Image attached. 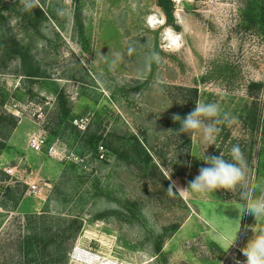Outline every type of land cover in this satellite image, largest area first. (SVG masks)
Returning a JSON list of instances; mask_svg holds the SVG:
<instances>
[{
	"label": "rangeland",
	"instance_id": "374dc122",
	"mask_svg": "<svg viewBox=\"0 0 264 264\" xmlns=\"http://www.w3.org/2000/svg\"><path fill=\"white\" fill-rule=\"evenodd\" d=\"M173 2L178 29L156 0H0V39L6 32L28 50L0 64V264H31L17 248L42 220L53 230L64 221L78 227L60 264H81L82 255L72 261L75 247L132 264H236L264 230V219L231 204L264 198V136L251 135L240 117L251 104L264 122V26L247 28L244 13L248 6L259 17L264 0ZM36 66L35 77L25 73ZM253 82L263 86L249 88ZM194 96L222 113L206 152L202 130L190 138L172 120ZM61 117L96 131L116 153L100 141L98 156L79 154L75 134L61 136ZM34 132L69 157L31 149ZM234 144L245 154L239 185L177 190L206 166L204 152L227 159ZM17 182L26 188L14 207L16 190L6 187ZM236 225L232 244L218 248V230Z\"/></svg>",
	"mask_w": 264,
	"mask_h": 264
},
{
	"label": "trees",
	"instance_id": "16d2710c",
	"mask_svg": "<svg viewBox=\"0 0 264 264\" xmlns=\"http://www.w3.org/2000/svg\"><path fill=\"white\" fill-rule=\"evenodd\" d=\"M157 5L161 8L167 23H170L175 28H179L174 23V2L173 0H156ZM1 10V9H0ZM34 14H36V17L41 14V11L39 7H36V11H33ZM246 13L245 17V25L248 27L255 26L256 24L260 23L262 26H264V13H261L259 17L254 15L249 7L247 6V9L244 11ZM0 16L3 17L2 13H0ZM8 34L5 32V35L1 37V57H0V64L4 65V63L8 60L14 57L16 54H19L20 51L25 52L28 55V50L24 46L18 47V44L16 40L12 37H8ZM6 36V37H5ZM10 41V42H9ZM12 43V44H11ZM11 44V45H10ZM17 46V47H15ZM33 68V67H32ZM38 67L36 66L33 69L28 68L25 73H27L30 77H35L37 74ZM263 86L262 83L253 82L250 84L249 88H257L260 89ZM55 92L58 91L57 89L54 90ZM196 92V89L194 90ZM58 93V92H57ZM195 96L191 100L186 109H184L181 112V117L183 118L187 113H189L193 107L194 103H196ZM244 113V112H243ZM240 115L241 118H243V125L245 128H247L251 135L260 132L262 136H264V122L261 121L260 115L256 113V109L252 107L251 104L247 105L245 109V113ZM64 117L60 118V121L58 125L63 126V132H62V138L68 142V136L71 133L75 134V141H73L71 146L79 153L84 154L88 151L92 153L93 156H98V144L100 141H102L110 150L114 151L116 153V149L112 147V144L109 142H106V140L102 137V135L97 134L96 131L89 132V129H79L75 125L72 124V121L64 122ZM12 121V128H14L17 125V118L15 116L11 117ZM10 131V129H9ZM8 135V134H7ZM50 136H53L49 134ZM136 140V138H135ZM48 143L52 142L53 139L47 137ZM188 141V139H187ZM5 144L0 140V151L1 148H3ZM124 153H121L122 157H125L123 155ZM260 156V153H258ZM245 156V154L243 155ZM152 155L150 153H146L145 160L151 161ZM248 164L252 162V155H248L247 159ZM6 178H8L7 174ZM26 185L17 182L14 186L8 185L6 187V193L12 192L14 193L16 190V193L13 194V202L14 207L18 204V202L21 200L22 196L24 195ZM227 197H231V195H227ZM240 201H243V199H238ZM40 223H42L41 230L37 229L35 226L33 227V235L29 236L25 240V244H21L18 246V251L22 253V257L24 258V261L31 264H39L38 263V255H40L42 261L47 264L48 261H50L52 264H60L64 261V258L66 256V252L70 246L71 241L73 240L76 230L78 227L72 229L73 221H64V226L60 229L53 230L51 225L48 224L46 220H42ZM33 223H30V225ZM48 224V225H46ZM34 240V241H33ZM24 242V241H23ZM35 243V244H34ZM37 250H36V249Z\"/></svg>",
	"mask_w": 264,
	"mask_h": 264
},
{
	"label": "clouds",
	"instance_id": "9594fccd",
	"mask_svg": "<svg viewBox=\"0 0 264 264\" xmlns=\"http://www.w3.org/2000/svg\"><path fill=\"white\" fill-rule=\"evenodd\" d=\"M179 37H172L171 42L176 44ZM156 54L153 53V56ZM222 117L220 106L214 102L197 101L193 109L183 118L173 115L172 120L179 124L176 130L178 134H187L190 138L197 130H202L203 140L207 147L213 145L214 133L218 131L215 125ZM204 152V158L200 161L206 165L198 169V174L188 182L183 191L192 193L216 192L222 189L234 188L239 185L245 175V159L238 145H232L228 150V158L223 153L209 156ZM171 188V186L169 187ZM172 189V188H171ZM240 211L251 214L255 220L264 219V198H245L243 204L231 203ZM238 211V212H239ZM238 225L231 228L221 227L217 233L218 248L226 250L235 238V230ZM243 255L242 264H264V230L253 234L240 249ZM236 264H240L239 261Z\"/></svg>",
	"mask_w": 264,
	"mask_h": 264
},
{
	"label": "built area",
	"instance_id": "2783aa9c",
	"mask_svg": "<svg viewBox=\"0 0 264 264\" xmlns=\"http://www.w3.org/2000/svg\"><path fill=\"white\" fill-rule=\"evenodd\" d=\"M39 118H42V116L40 115ZM85 120H87V117L84 118L81 117L75 119L74 122L78 125H81L82 123L85 122ZM28 142H29V147L37 152L42 150L43 148H46L47 154L50 156H58V158L60 159H65L69 157L66 156L64 150L58 147L56 141H52L48 143L47 136L43 132L31 133ZM100 148H103V146H100ZM5 171L8 172L9 174L11 173L10 169H5ZM29 186H30L29 191L31 193H36L39 189L38 185L35 183H29ZM73 253L75 254V258H72V261L78 259V255L83 256L81 260H79L81 264H132L124 261L114 260L109 257L101 256L91 250H86L77 247L74 248ZM86 257H89L91 260L87 261ZM237 261H239L240 264H242L243 262V260H237Z\"/></svg>",
	"mask_w": 264,
	"mask_h": 264
},
{
	"label": "bare ground",
	"instance_id": "6f19581e",
	"mask_svg": "<svg viewBox=\"0 0 264 264\" xmlns=\"http://www.w3.org/2000/svg\"><path fill=\"white\" fill-rule=\"evenodd\" d=\"M81 259V258H80ZM87 261L91 260L89 257L86 259Z\"/></svg>",
	"mask_w": 264,
	"mask_h": 264
}]
</instances>
